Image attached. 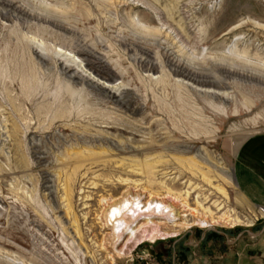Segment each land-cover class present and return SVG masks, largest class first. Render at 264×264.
Listing matches in <instances>:
<instances>
[{"label": "rangeland", "instance_id": "1", "mask_svg": "<svg viewBox=\"0 0 264 264\" xmlns=\"http://www.w3.org/2000/svg\"><path fill=\"white\" fill-rule=\"evenodd\" d=\"M1 1L27 14L0 5V264H264V0ZM166 49L229 100L178 82ZM84 51L127 103L65 78ZM226 52L259 80L224 77ZM134 193L197 213L120 252L101 215Z\"/></svg>", "mask_w": 264, "mask_h": 264}, {"label": "bare ground", "instance_id": "2", "mask_svg": "<svg viewBox=\"0 0 264 264\" xmlns=\"http://www.w3.org/2000/svg\"><path fill=\"white\" fill-rule=\"evenodd\" d=\"M0 5L10 8L9 10H13L23 15L27 14L22 9V7L20 8L10 2L7 3L6 1L0 0ZM166 54H168V57H170V70L175 76L181 78L180 80H178V82H181L187 87L195 89L201 94L204 93L213 99L216 97L221 100H229V98L220 91L221 89H223L221 87V84L224 83L223 78L221 80L216 79L213 74H209L199 69L196 65L199 61H197L195 58L194 60L190 57V55L186 60H182L178 59L179 57L177 58V55L173 51H167ZM80 55L85 57L84 69L78 64L69 65L65 62L59 63L60 70L65 78L73 80L70 83H82L88 88H91L94 91H98L99 95H104L106 99L113 100L117 104L124 105L125 103H127L125 99V95L127 94L126 89L109 88L106 87V85L101 86L100 83H97L91 77V74H94L99 79L104 80L108 83L116 79V73L109 69L106 61L103 58L87 51L80 53ZM38 57L42 63L44 62V60H46V57H43V53H41ZM217 58L221 60V63L223 62V64L220 65V68L222 66L225 68V70H221L220 73L224 77H239L247 80H259L258 74L256 75V73L252 72V77L248 78L245 77V72L249 70H255L256 67L261 66H256L255 64L250 63L249 60H245L244 58L241 59L240 56L232 57L227 52L226 54H223L222 57L220 55V57ZM227 60H229V62L231 61V65L227 66ZM149 62L151 63L152 61H150L149 59ZM238 67L240 68L238 69ZM260 70L262 71V69ZM88 71H90L91 74H88ZM232 175L233 173H230L228 176L233 180ZM141 196L142 195L138 193H134L132 196L122 195L112 203L108 204L101 215V223H103V227L108 230L107 235L110 238L114 237L116 239L118 247L121 246L124 242L119 250L120 252L123 251L124 246L129 240H137L139 233H141L142 235V232H146L145 230L147 228H152L155 231L158 230L161 226L163 227L172 225L173 227H183L184 225H186L188 216L192 215L193 217L197 213L196 210L192 209L186 202L179 203L178 201H175V199L167 200V198L165 199L167 201H152L150 199L144 200ZM228 221L229 220H224L223 222L227 223ZM230 221L232 227L244 223L236 217H233ZM199 222L206 228L209 225V221H207V218H200ZM109 225L111 226V228H108Z\"/></svg>", "mask_w": 264, "mask_h": 264}, {"label": "crops", "instance_id": "3", "mask_svg": "<svg viewBox=\"0 0 264 264\" xmlns=\"http://www.w3.org/2000/svg\"><path fill=\"white\" fill-rule=\"evenodd\" d=\"M246 150V149H245ZM246 157H249L250 158V155L248 156V155H246ZM254 161V160H253ZM258 164V165H257ZM254 165H255V173H257L258 174V176H259V179L260 180H264V174H263V172H262V169L260 168L262 165H264V160L263 159H260V161L257 163L256 161L254 162ZM243 169V170H242ZM242 169H241V171H244L245 169H244V167H242ZM245 173L243 172V175H244ZM263 174V175H262ZM244 176H246V175H244ZM242 177V179L243 178H245V177ZM247 181V180H246ZM246 181H244L243 183H246L247 185H249ZM243 254V252L241 253V255ZM240 256V255H239Z\"/></svg>", "mask_w": 264, "mask_h": 264}]
</instances>
